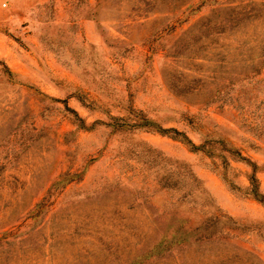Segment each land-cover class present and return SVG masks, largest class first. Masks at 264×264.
I'll return each mask as SVG.
<instances>
[{
  "label": "rangeland",
  "instance_id": "rangeland-1",
  "mask_svg": "<svg viewBox=\"0 0 264 264\" xmlns=\"http://www.w3.org/2000/svg\"><path fill=\"white\" fill-rule=\"evenodd\" d=\"M0 264H264V0H0Z\"/></svg>",
  "mask_w": 264,
  "mask_h": 264
},
{
  "label": "trees",
  "instance_id": "trees-1",
  "mask_svg": "<svg viewBox=\"0 0 264 264\" xmlns=\"http://www.w3.org/2000/svg\"><path fill=\"white\" fill-rule=\"evenodd\" d=\"M254 194H257V192H256V191H254Z\"/></svg>",
  "mask_w": 264,
  "mask_h": 264
}]
</instances>
